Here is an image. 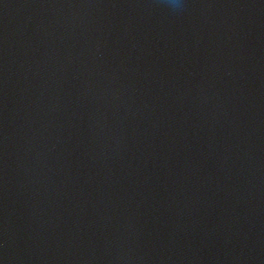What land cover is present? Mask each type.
<instances>
[{
  "label": "water",
  "instance_id": "obj_1",
  "mask_svg": "<svg viewBox=\"0 0 264 264\" xmlns=\"http://www.w3.org/2000/svg\"><path fill=\"white\" fill-rule=\"evenodd\" d=\"M0 264H264V0H0Z\"/></svg>",
  "mask_w": 264,
  "mask_h": 264
}]
</instances>
